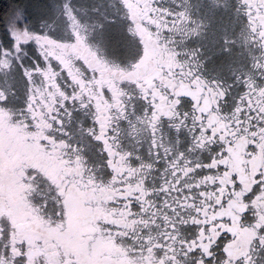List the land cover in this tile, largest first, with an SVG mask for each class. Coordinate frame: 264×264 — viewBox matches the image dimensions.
I'll return each instance as SVG.
<instances>
[{"label": "snow or ice", "instance_id": "snow-or-ice-1", "mask_svg": "<svg viewBox=\"0 0 264 264\" xmlns=\"http://www.w3.org/2000/svg\"><path fill=\"white\" fill-rule=\"evenodd\" d=\"M0 264H264V0L0 12Z\"/></svg>", "mask_w": 264, "mask_h": 264}, {"label": "trees", "instance_id": "trees-1", "mask_svg": "<svg viewBox=\"0 0 264 264\" xmlns=\"http://www.w3.org/2000/svg\"><path fill=\"white\" fill-rule=\"evenodd\" d=\"M13 2V0H0V12H3Z\"/></svg>", "mask_w": 264, "mask_h": 264}]
</instances>
